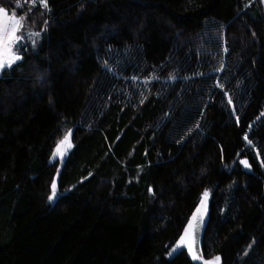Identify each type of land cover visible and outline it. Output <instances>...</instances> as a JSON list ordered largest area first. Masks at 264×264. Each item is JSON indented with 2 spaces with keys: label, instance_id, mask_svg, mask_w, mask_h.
I'll list each match as a JSON object with an SVG mask.
<instances>
[{
  "label": "trees",
  "instance_id": "obj_1",
  "mask_svg": "<svg viewBox=\"0 0 264 264\" xmlns=\"http://www.w3.org/2000/svg\"><path fill=\"white\" fill-rule=\"evenodd\" d=\"M35 13L36 42L0 69V264H200L169 251L206 190L202 257L264 264L261 1L47 0ZM128 75L152 78L135 92Z\"/></svg>",
  "mask_w": 264,
  "mask_h": 264
},
{
  "label": "rangeland",
  "instance_id": "obj_2",
  "mask_svg": "<svg viewBox=\"0 0 264 264\" xmlns=\"http://www.w3.org/2000/svg\"><path fill=\"white\" fill-rule=\"evenodd\" d=\"M263 9H264V0H260ZM15 6L19 7V10L10 11L6 10L3 7H0V9L5 10V14H0V30L3 31V34L6 35H11L13 33L14 29H18L15 31V36L21 37V39L11 47L10 50L7 48V44L5 46H0V61H7L14 59L15 56H19L18 53L16 52L18 46L22 44H30L33 45L37 38H38V28L36 25L37 15H36V10L39 9H45L46 7L40 3V0H22L18 3H16ZM21 18H23L21 20ZM19 21V23H17ZM124 56V53H122ZM104 68L109 72L110 74L114 75L116 78L120 76V71L119 69L122 68L123 63L119 61V57L116 54H111L110 56V61L109 62H103ZM135 77L134 75H128V76H123V78H129L130 80H133L132 78ZM171 77V76H170ZM168 77L169 79H171ZM152 77H141L137 78L136 82L132 84L131 87H129L130 90L132 91H138L141 89V87L144 86L145 82L150 80ZM126 90V89H125ZM264 112V109L260 111V114ZM63 150V148H62ZM196 208H200L201 213L203 216H206V204H201V199L198 201ZM184 233L182 232L180 236L177 238L176 242L172 246L169 252H173L172 249L175 247L177 242L180 240V237ZM186 249V243L183 246ZM190 257L192 261L200 263V264H212V262H215V264H220L219 261L216 262V257H209V258H204L202 255L199 253L195 254H190ZM195 256L200 257L199 259H194Z\"/></svg>",
  "mask_w": 264,
  "mask_h": 264
},
{
  "label": "snow or ice",
  "instance_id": "obj_3",
  "mask_svg": "<svg viewBox=\"0 0 264 264\" xmlns=\"http://www.w3.org/2000/svg\"><path fill=\"white\" fill-rule=\"evenodd\" d=\"M40 3L43 4L45 7H47V0H40ZM0 14H5V10L4 9H0ZM23 18H21L22 20ZM17 23H19V21H17ZM18 29H14L13 33L11 35H6L3 34V31L0 30V46H5V44H7V48L8 50L11 49L12 46H14L20 39L21 37L19 36H15V31H17ZM20 59L19 56H15L14 59L11 60H7V61H0V69H2L3 67H10L12 63L15 62V60ZM171 79H174L175 77H170ZM133 80H136V77L132 78ZM229 103H231V99H229L228 101ZM70 138H71V132L69 131L63 138V140L58 142L57 148L56 150L53 152V158L55 157H60L61 159H63V156L65 154V152L71 148V142H70ZM245 139H247V136H245ZM249 143H251V141H249ZM63 150H62V147ZM242 164H244L245 167H248V162L246 160L241 161ZM51 188V194L49 195L48 199L49 201H52L57 195V184H56V180L54 179L52 181V184L50 186ZM209 193L206 190L201 197V204H206L207 201V197H208ZM196 222L195 224L193 222ZM203 223V214L201 213L200 208H197L196 213L193 214V217L191 218V220L189 221L188 226L185 229L184 234L180 237V240L177 242V244L175 245V247L172 249L173 252H175L177 249L181 248L184 246V244L187 242V237H189V235L192 233V231L195 229V227L197 226V224H202ZM249 247H251V245H249ZM172 252L169 253V255H171ZM200 257L195 256L194 259H199ZM219 261V257H216V262ZM212 264H215V262H212Z\"/></svg>",
  "mask_w": 264,
  "mask_h": 264
},
{
  "label": "water",
  "instance_id": "obj_4",
  "mask_svg": "<svg viewBox=\"0 0 264 264\" xmlns=\"http://www.w3.org/2000/svg\"><path fill=\"white\" fill-rule=\"evenodd\" d=\"M63 161H64V157H63V159L60 160V163H59L58 167L56 168V171H55V174H54V177H53V180L55 179L56 183H57L58 174H59V171L61 169ZM196 210H197V208L194 207L190 211V213H189V215H188V217H187V219H186V221H185V223L183 225V229H182L183 233L185 232V229L188 226L189 221L193 217V214L196 213ZM193 223L195 224L196 222L194 221ZM205 224H206V217L203 216V223L202 224H197V226L192 231V233L189 235V237H187L186 249H187L188 253L195 254V253H199L200 252L202 234H203V230H204Z\"/></svg>",
  "mask_w": 264,
  "mask_h": 264
}]
</instances>
